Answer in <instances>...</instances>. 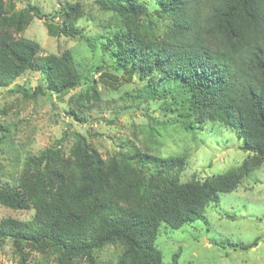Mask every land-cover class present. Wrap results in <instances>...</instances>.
<instances>
[{
    "label": "trees",
    "instance_id": "trees-1",
    "mask_svg": "<svg viewBox=\"0 0 264 264\" xmlns=\"http://www.w3.org/2000/svg\"><path fill=\"white\" fill-rule=\"evenodd\" d=\"M152 2L150 7L144 0H95L121 22L101 42L114 69L136 75L144 82L140 92L150 99L176 105L186 129L196 121L232 128L249 156L224 173L182 182V155L158 157L135 147L105 160L80 132L73 133L69 164L65 131L50 147L25 155L16 183H0V204L34 210L30 220L0 221V240H11L14 264H30L29 250L55 255L59 264H164L156 245L162 225L179 229L204 220L209 204L264 163V0ZM5 3L0 0V87L28 70L40 71L46 86L17 85L14 91L61 95L78 85L83 75L71 51L41 56L37 42L16 37L32 15L47 16L41 7L29 4L9 14ZM64 8L75 13L61 26L48 23L51 35L75 34L80 5ZM68 114L83 121L76 109ZM260 240L212 243L247 250ZM111 244L120 246L115 261L95 257Z\"/></svg>",
    "mask_w": 264,
    "mask_h": 264
},
{
    "label": "rangeland",
    "instance_id": "rangeland-1",
    "mask_svg": "<svg viewBox=\"0 0 264 264\" xmlns=\"http://www.w3.org/2000/svg\"><path fill=\"white\" fill-rule=\"evenodd\" d=\"M150 7L152 0H144ZM9 14L37 4L47 16H35L16 37L40 45L41 56L72 52L82 81L68 92L26 95L17 85L34 90L46 86L40 71L28 70L9 87H0V183H16L21 162L27 153L50 147L65 131V158H70L74 132H80L108 160L135 147L153 156H184L180 181L204 180L238 167L249 153L240 148L243 139L236 131L217 122H191L186 129L176 105L153 100L140 92L144 82L136 75L114 69L110 52L101 42L121 27L114 15L102 11L95 0H6ZM69 5H80L73 22L74 35H51L48 23L61 26L75 13ZM64 8V9H63ZM54 15V17H52ZM164 28V20L157 22ZM76 109L83 121L68 111ZM186 120V119H185ZM187 121V120H186ZM67 199V198H66ZM205 219L171 229L162 225L156 241L164 264H264V163L234 191L221 193L218 203L205 208ZM34 210H15L0 204V221L12 217L30 220ZM258 245L247 250L215 245L213 240L229 238ZM120 252L111 244L95 257L109 263ZM30 264H59L55 255L28 251ZM17 256L10 239L0 240V264H14ZM80 264H88L79 261Z\"/></svg>",
    "mask_w": 264,
    "mask_h": 264
}]
</instances>
